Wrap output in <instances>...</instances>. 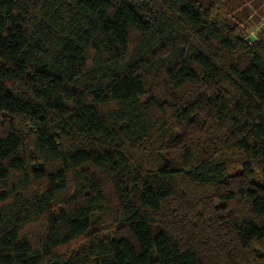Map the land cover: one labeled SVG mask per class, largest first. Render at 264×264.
<instances>
[{
    "label": "trees",
    "instance_id": "obj_1",
    "mask_svg": "<svg viewBox=\"0 0 264 264\" xmlns=\"http://www.w3.org/2000/svg\"><path fill=\"white\" fill-rule=\"evenodd\" d=\"M227 0H0V264H264V42Z\"/></svg>",
    "mask_w": 264,
    "mask_h": 264
},
{
    "label": "rangeland",
    "instance_id": "obj_2",
    "mask_svg": "<svg viewBox=\"0 0 264 264\" xmlns=\"http://www.w3.org/2000/svg\"><path fill=\"white\" fill-rule=\"evenodd\" d=\"M204 3V0H201ZM227 19L248 42H264V0H227Z\"/></svg>",
    "mask_w": 264,
    "mask_h": 264
}]
</instances>
